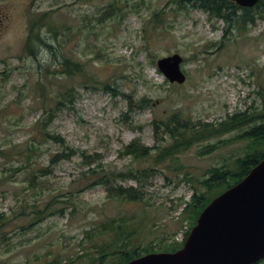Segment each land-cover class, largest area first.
Wrapping results in <instances>:
<instances>
[{"label": "rangeland", "instance_id": "374dc122", "mask_svg": "<svg viewBox=\"0 0 264 264\" xmlns=\"http://www.w3.org/2000/svg\"><path fill=\"white\" fill-rule=\"evenodd\" d=\"M120 1L122 9L117 15L101 20L116 0H29L27 19L37 14L42 18L48 10L61 6L50 17L51 27L59 31L62 25L72 27L57 39L48 27L44 29L43 37L53 51L43 49L37 59L25 55L28 26L24 29L21 8L13 11L10 34L0 44V150L11 153L0 156V216L10 219L0 228V264H46L86 252L97 260L96 251L114 238L89 240L86 232L92 233L110 217L128 218L134 246L153 244L158 250L163 243L182 242L189 229V223L182 220L183 201H190L198 180L209 168L226 161L231 165L246 148L248 142H234L212 154L199 155L204 146L231 139L236 133L211 139L180 155L181 171L169 161L156 166L152 158L120 156L134 140L147 147L155 145L154 120L169 121L180 112L195 122L216 124L249 107L264 108L263 19L242 34L235 31L225 41V48L216 52L224 24L198 8H183L173 0ZM256 11H264V7ZM156 12L162 13V21L154 28L149 21ZM63 54L85 68L71 80L77 87V101L56 113L50 133L61 136L79 153H100L102 160L93 165L99 170L116 174L154 167L156 171L141 184L117 181L127 188H140L144 202L109 199L104 186L94 184L89 174L85 177L89 167L83 166L81 156L51 165L64 147L38 139L37 124L47 116L49 106L36 85L49 75L46 70L59 69ZM174 54L184 59L187 81L183 85L170 84L156 65L159 59ZM63 81L49 85L48 93L55 94ZM106 84L111 89H105ZM125 95H131L135 103L142 99L150 103L128 112ZM29 147L37 150L32 153L34 163L14 172L19 160L26 161ZM44 170L51 174L43 175ZM33 174L39 180L31 186ZM53 198L58 200L53 209L64 208V214L47 216L23 230L21 226L34 222L35 217L14 218L23 201L31 213ZM77 263L97 264L85 256Z\"/></svg>", "mask_w": 264, "mask_h": 264}, {"label": "trees", "instance_id": "16d2710c", "mask_svg": "<svg viewBox=\"0 0 264 264\" xmlns=\"http://www.w3.org/2000/svg\"><path fill=\"white\" fill-rule=\"evenodd\" d=\"M116 1L115 4L105 9L101 20H111L117 15L118 5L121 1ZM173 2L180 3L183 8L192 5L208 14L210 18L224 24L222 27L223 36L216 52L225 48V41L228 40V36H232L235 31L242 34L248 31L251 25H255L257 19L264 20V11H256L264 7V0H261L251 9L241 8L229 0H173ZM60 10L61 8H58L53 11V13L56 14ZM51 16L52 14L45 15L42 18L31 21L29 36L25 45L26 56L28 55L37 59L43 49L53 51V46L43 37V30L47 27L49 34L52 35L54 39L72 30L70 25H62L60 31L57 27H51ZM161 17L162 13L156 12L153 14L149 23L153 22L154 28H157L162 21ZM153 65H155L154 61ZM59 66V69L55 72H50L49 69L46 70L49 75H53V78H49V75L42 76V80H38L36 85L42 92L46 106H49L46 110L47 116L37 124L38 139L42 143L52 140L64 147L63 151L57 153L51 159V165L54 166L60 162L72 160L76 156H81L83 158V166L89 167L88 172L84 174L85 177L89 174L91 178H93L94 184L104 186L108 192L109 199L121 203L144 202V193L140 188H127L118 185L117 181L134 180L141 184L144 179L149 178L153 172L156 171L154 167H148L143 170L119 172L116 174H112L105 169L99 170L93 167V165L99 160H102L103 156H101L100 153L89 154L86 151L79 153L77 150L69 148L66 141L61 136L50 133L49 127L56 118V113L65 107H72L77 101L79 94L77 87L71 83V80L76 76L82 75L85 68L84 64L74 61L72 57L65 54L62 55ZM58 75L62 79H59ZM63 79L65 81H63ZM58 80H62L63 82H61L57 92L55 94L48 93L49 85ZM88 81L92 82L91 79ZM104 87L105 89H111L108 84ZM125 96L128 101V112H132L136 108L143 109L150 103L147 99H142L140 102L135 103L131 95ZM251 108L253 107H249L244 112L228 115L224 120L216 124L206 123L204 121L195 122L193 119L183 117L180 112L174 114L169 121L154 120L152 126L156 142L153 147L144 146L141 144L140 140H134L129 145L125 146L120 153V156H131L136 159L152 158L156 166L165 165L169 161L175 166V170H179L182 168L179 160L180 155L197 144L210 141L214 138L220 139L226 135L236 133L231 139L219 140L216 143L204 146L198 153L203 156L205 154H212L222 147L234 142H248L243 154L237 155L233 159L231 165L226 161L220 167L214 166L209 168L202 178L198 180V187L194 188L190 201H183L185 208L182 211V220L189 223V229L182 242L172 241L163 243L158 250L155 249L153 244H149L147 247H142L141 245L134 246L131 244L133 239L132 234L134 233L128 230V218L110 217L101 221L97 227L92 230V233L89 231L86 232V238L89 240L104 236H111L114 238L109 243H105L104 247L100 249V252H98V250L96 251L97 260L93 258L94 254L86 252L75 258H67L66 260L57 258L46 264H76V262L81 261L84 256L92 259V261L97 264H107L108 262H111V264H126L147 254L155 252L174 253L183 248L187 237L197 224L198 218L204 209L220 194L244 180L251 171L264 160V108L260 111H257L256 108L253 110ZM153 151L156 152L155 156ZM27 152L28 154L25 155L26 161L19 160L20 166L16 168L14 172L23 171L27 166H31L32 163H34L32 153H36L37 150L29 147ZM10 155V151L0 150V156L6 157ZM41 172L43 175L51 174L49 170ZM38 180V176L33 174L31 177V186L37 183ZM57 201L56 198H53L42 208L27 213L24 200L20 212L15 214L14 218L30 217V214H33L35 216L34 222L31 220L28 225L21 226L23 230H30L35 224L41 223L47 219V216L64 214V208L53 209V205ZM68 203H71V201L69 200ZM9 220L10 219L5 216H0V228L5 227ZM5 236L6 234H4V237Z\"/></svg>", "mask_w": 264, "mask_h": 264}, {"label": "water", "instance_id": "95a60500", "mask_svg": "<svg viewBox=\"0 0 264 264\" xmlns=\"http://www.w3.org/2000/svg\"><path fill=\"white\" fill-rule=\"evenodd\" d=\"M253 8L261 0H229ZM179 54L156 63L170 84L187 75ZM264 260V160L241 182L215 198L201 213L183 248L151 253L126 264H257Z\"/></svg>", "mask_w": 264, "mask_h": 264}, {"label": "flooded vegetation", "instance_id": "af4514ba", "mask_svg": "<svg viewBox=\"0 0 264 264\" xmlns=\"http://www.w3.org/2000/svg\"><path fill=\"white\" fill-rule=\"evenodd\" d=\"M29 2V0H0V44L7 38V36L10 34V28H11V23L13 19V11L20 9L23 11L22 13V18H23V25L25 29V25L28 28L27 31V38L29 36V28L31 21L34 19H38L40 14H37L35 16L30 17L27 19L25 17V7L26 4ZM35 5V3H33ZM121 3H119L118 10L120 11L122 9ZM60 9V7L48 10V12H45V15L48 14H54L53 11ZM28 22V23H27ZM2 38V40H1ZM25 46V45H24ZM257 264H264V260L258 262Z\"/></svg>", "mask_w": 264, "mask_h": 264}]
</instances>
